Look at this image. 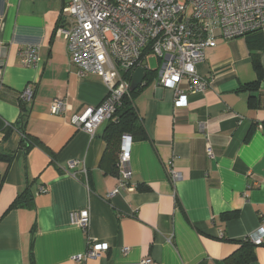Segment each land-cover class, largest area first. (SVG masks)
<instances>
[{
  "label": "crops",
  "instance_id": "1",
  "mask_svg": "<svg viewBox=\"0 0 264 264\" xmlns=\"http://www.w3.org/2000/svg\"><path fill=\"white\" fill-rule=\"evenodd\" d=\"M62 6L63 0H0V122L16 124L19 92L30 85L24 131L40 143L23 152L19 130L6 137L0 131V151L15 155L0 188V264H140L145 258L231 264L241 241L260 228L264 233V29L217 38L197 64L210 85L189 93L184 107L174 106L171 88L157 84L155 60L133 97L144 137L131 144V177L108 196L119 181L117 139L107 135L112 121L93 134L70 122L72 114L99 104L107 88L98 75L77 76L65 41L55 35ZM26 45L38 46L35 67L19 61ZM55 97L65 98L64 114L50 113ZM71 160L79 163L70 167ZM5 169L0 161V174ZM170 170L180 173L175 182ZM26 186L31 202L7 210ZM82 208L89 211L85 229L69 218ZM89 244L106 249L76 260ZM254 254L248 264H264V239Z\"/></svg>",
  "mask_w": 264,
  "mask_h": 264
},
{
  "label": "built area",
  "instance_id": "2",
  "mask_svg": "<svg viewBox=\"0 0 264 264\" xmlns=\"http://www.w3.org/2000/svg\"><path fill=\"white\" fill-rule=\"evenodd\" d=\"M261 29L264 0H63L55 35L65 41L77 76L98 75L107 88L99 104L72 114L70 122L89 134L104 120L116 122L122 99L130 92L133 72L137 68L151 71V57L157 61V84L171 88L174 106L184 107L189 93L203 92L210 85V80L197 71L206 49L214 47L219 37H244ZM18 56L22 66L35 67L39 62L38 46H23ZM2 66L0 57V75ZM126 72L128 76L123 75ZM181 82L187 85L183 87ZM33 96V88L27 85L19 92V103L26 105ZM67 107L65 98L55 97L49 111L64 114ZM132 142L130 134H121L115 163L119 181L108 196L125 188L131 177ZM207 153L212 156L210 147ZM78 163L71 160L69 166ZM83 172L86 173L85 169ZM169 177L175 182L180 173L170 170ZM39 191L45 188L41 186ZM69 218L85 229L89 211H71ZM249 238L254 243L262 241V228ZM105 249L103 244H89L83 256L74 258H96ZM140 264L152 261L145 258Z\"/></svg>",
  "mask_w": 264,
  "mask_h": 264
},
{
  "label": "trees",
  "instance_id": "3",
  "mask_svg": "<svg viewBox=\"0 0 264 264\" xmlns=\"http://www.w3.org/2000/svg\"><path fill=\"white\" fill-rule=\"evenodd\" d=\"M251 33L246 34L244 37H247ZM247 45L249 49L252 47L250 44V41L248 40H247ZM252 55L254 56L255 58L254 61L256 63L257 62L256 53H253ZM255 66H257V63L255 64ZM150 73L152 72L146 71V76L144 79L145 81L148 80V76ZM123 75L128 76V72L124 73ZM141 87L142 85L139 86L134 91H130L128 95L124 96V98L122 99V105L116 112V115H117L116 122H109L107 135L116 138L117 145L119 144V139L122 133L130 134L133 140L136 138L144 137L143 126L141 124V121L136 113V110L133 104V97L139 91ZM28 114H29V110L26 107V105L20 103V115H19V119L17 120L16 124L9 126V125H5L2 122H0V131L4 133L5 137L13 129H17L21 132L22 137L19 143V148L23 152H27L34 145H40L39 140L36 137L31 136L25 133L24 131V127L28 119ZM14 156H15L14 152L0 151V161L5 162L6 164L5 171L2 174H0V188L4 181L7 168L12 162ZM113 167H115V164H113ZM115 169L116 168H114V170ZM31 200H32V193L29 187L26 186L23 190H21L15 196V198L9 204L7 210L17 208L19 206H24V205L26 206L31 202ZM231 217H233V213H225L223 215V218L225 219H229ZM254 247H255V243L252 242L249 237L241 241L239 248L230 256L231 264H248L249 262H251L255 258Z\"/></svg>",
  "mask_w": 264,
  "mask_h": 264
},
{
  "label": "water",
  "instance_id": "4",
  "mask_svg": "<svg viewBox=\"0 0 264 264\" xmlns=\"http://www.w3.org/2000/svg\"><path fill=\"white\" fill-rule=\"evenodd\" d=\"M145 76H146V71L142 68H137L132 74L129 90L134 91L139 86H141L145 79Z\"/></svg>",
  "mask_w": 264,
  "mask_h": 264
},
{
  "label": "rangeland",
  "instance_id": "5",
  "mask_svg": "<svg viewBox=\"0 0 264 264\" xmlns=\"http://www.w3.org/2000/svg\"><path fill=\"white\" fill-rule=\"evenodd\" d=\"M149 63H150V65H151V67H156V62H155V58H151L150 60H149Z\"/></svg>",
  "mask_w": 264,
  "mask_h": 264
}]
</instances>
